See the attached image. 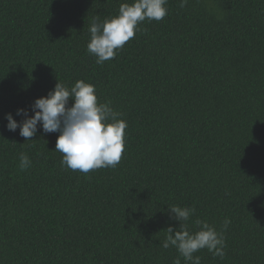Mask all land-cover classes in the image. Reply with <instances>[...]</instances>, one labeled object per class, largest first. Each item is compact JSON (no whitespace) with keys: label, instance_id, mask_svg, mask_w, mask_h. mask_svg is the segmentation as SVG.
<instances>
[{"label":"trees","instance_id":"1","mask_svg":"<svg viewBox=\"0 0 264 264\" xmlns=\"http://www.w3.org/2000/svg\"><path fill=\"white\" fill-rule=\"evenodd\" d=\"M132 2L0 0V264H174L171 205L195 208L189 231L223 232L224 257L203 249L201 264H264V0H168L96 64L92 19ZM77 80L127 122L114 169L62 167L58 132L6 128Z\"/></svg>","mask_w":264,"mask_h":264},{"label":"clouds","instance_id":"2","mask_svg":"<svg viewBox=\"0 0 264 264\" xmlns=\"http://www.w3.org/2000/svg\"><path fill=\"white\" fill-rule=\"evenodd\" d=\"M168 0H133L131 4L120 5L119 13L112 18H105L99 22L98 17L91 21L90 40L87 51L96 58L95 63L104 62L116 57L117 50L134 38L138 25L148 21H161L167 15L165 5ZM187 0H181L184 7ZM72 101L69 107V101ZM111 102L99 103L95 86L83 80H77L70 88L59 82L46 97L38 98L31 106L33 115L29 111L18 109L17 116L23 117L20 123L7 114L6 128L15 132L19 128V135L28 141L34 137L38 125L43 133H59L56 141V152L62 154L61 166L73 171L87 174L100 168H116L125 150V130L127 122L120 119V113L114 111ZM21 170L31 166V160L25 153L19 156ZM171 218L179 222V229L169 226L160 246L167 250L175 247L179 256L174 264H181L180 257L185 264H201V258L194 256L203 249H207L213 257H224L226 247L223 232H218L206 221L197 219L195 224L198 231L188 229V221L195 215L194 207L168 206ZM231 223L227 218L223 223L226 231ZM174 233V235H173Z\"/></svg>","mask_w":264,"mask_h":264}]
</instances>
